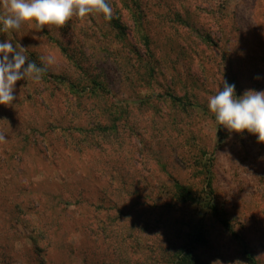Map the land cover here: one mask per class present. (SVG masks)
I'll return each mask as SVG.
<instances>
[{"label": "rangeland", "instance_id": "rangeland-1", "mask_svg": "<svg viewBox=\"0 0 264 264\" xmlns=\"http://www.w3.org/2000/svg\"><path fill=\"white\" fill-rule=\"evenodd\" d=\"M108 2L0 33L55 57L0 105V264H264V143L207 107L264 91V0Z\"/></svg>", "mask_w": 264, "mask_h": 264}, {"label": "clouds", "instance_id": "clouds-1", "mask_svg": "<svg viewBox=\"0 0 264 264\" xmlns=\"http://www.w3.org/2000/svg\"><path fill=\"white\" fill-rule=\"evenodd\" d=\"M0 8V33L18 31L24 24H34L39 30L44 26H64L73 16L84 18L99 12L107 19L112 14L108 0H0ZM24 53V47H14L9 39L0 40V105H10L16 99L13 93L17 81L38 82L48 66L55 63L51 54L41 56L38 65ZM207 107L216 123L229 133L247 131L256 136L257 142L264 143V91L249 89L237 96L235 85L223 81L222 90L208 98Z\"/></svg>", "mask_w": 264, "mask_h": 264}, {"label": "trees", "instance_id": "trees-1", "mask_svg": "<svg viewBox=\"0 0 264 264\" xmlns=\"http://www.w3.org/2000/svg\"><path fill=\"white\" fill-rule=\"evenodd\" d=\"M117 27H119L117 25ZM94 85H97V88H100L102 90H105L104 87L101 86V82L100 81H95ZM180 190H181V198L184 201H188V200H194V196L192 195V192L190 189L186 188L185 186H180ZM211 201H208V205L213 208V210H216V204L215 203H210ZM221 223L223 224V226L225 227V229H227L232 235L237 236L238 234L236 232V230L234 229L233 225L231 224V222L229 221V219L224 218V217H219ZM205 242V239L204 241ZM194 246L193 243L191 242L190 245L186 248L183 249L181 255H180V259L181 262L180 264H196L197 263V259L195 258L194 255ZM244 255L246 258V261L248 262V264H258L256 258L254 257V255L251 253V251L247 248L244 247Z\"/></svg>", "mask_w": 264, "mask_h": 264}]
</instances>
